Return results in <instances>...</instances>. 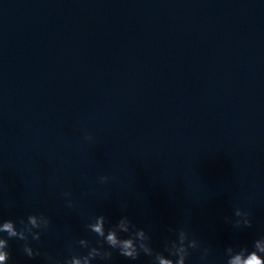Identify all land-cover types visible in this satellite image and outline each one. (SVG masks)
I'll use <instances>...</instances> for the list:
<instances>
[{
    "label": "clouds",
    "instance_id": "9594fccd",
    "mask_svg": "<svg viewBox=\"0 0 264 264\" xmlns=\"http://www.w3.org/2000/svg\"><path fill=\"white\" fill-rule=\"evenodd\" d=\"M84 139L92 142L91 134ZM111 178L100 176V183H107ZM66 206L73 207L69 199L70 193L63 194ZM233 218H226L235 228H251L250 214L241 208H236ZM19 224V227L17 226ZM51 220L43 213H32L26 219H0V264H10L12 254L9 251V241L22 242L21 251L28 259L43 256L44 264H110L113 255L128 261H138L141 256L149 258V264H188L193 252H199L200 264H208L211 249L191 236L185 227L167 226L171 237H165L162 248L153 247L152 236L142 227H138L128 215H122L114 224L104 214H99L85 224L88 232L96 237L95 243L87 238L74 241V245L87 249L86 253L78 254L73 251V244L67 246L69 255L60 259L59 256L41 252L33 247L31 241H40L41 236L49 229ZM106 224H110L106 227ZM225 264H264V236L252 242L251 249L247 246L229 245L224 249Z\"/></svg>",
    "mask_w": 264,
    "mask_h": 264
}]
</instances>
